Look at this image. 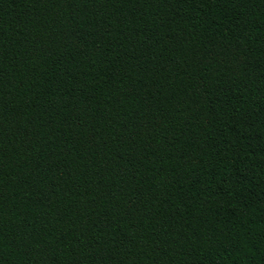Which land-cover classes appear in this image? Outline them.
<instances>
[{"label":"trees","instance_id":"16d2710c","mask_svg":"<svg viewBox=\"0 0 264 264\" xmlns=\"http://www.w3.org/2000/svg\"><path fill=\"white\" fill-rule=\"evenodd\" d=\"M0 264H264V0H0Z\"/></svg>","mask_w":264,"mask_h":264}]
</instances>
